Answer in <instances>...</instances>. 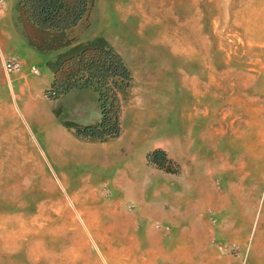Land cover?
Instances as JSON below:
<instances>
[{
	"label": "rangeland",
	"instance_id": "374dc122",
	"mask_svg": "<svg viewBox=\"0 0 264 264\" xmlns=\"http://www.w3.org/2000/svg\"><path fill=\"white\" fill-rule=\"evenodd\" d=\"M16 2L0 0V264H114L125 239L138 255L153 239H264V0H97L80 35L131 69L130 147L63 125L99 120L98 94L46 96L52 54L18 32ZM156 147L180 172L148 162Z\"/></svg>",
	"mask_w": 264,
	"mask_h": 264
},
{
	"label": "trees",
	"instance_id": "16d2710c",
	"mask_svg": "<svg viewBox=\"0 0 264 264\" xmlns=\"http://www.w3.org/2000/svg\"><path fill=\"white\" fill-rule=\"evenodd\" d=\"M97 0H17L16 25L27 42L39 51L51 52L46 64L52 79L45 90L57 99L75 89H93L98 94L101 117L81 124L64 119L63 125L77 137L107 142L123 132V101L132 84V73L123 54L103 35L83 38ZM58 115V114H57ZM148 162L169 172L180 164L162 147L148 153Z\"/></svg>",
	"mask_w": 264,
	"mask_h": 264
},
{
	"label": "crops",
	"instance_id": "0c3cea01",
	"mask_svg": "<svg viewBox=\"0 0 264 264\" xmlns=\"http://www.w3.org/2000/svg\"><path fill=\"white\" fill-rule=\"evenodd\" d=\"M1 28L0 26L2 31ZM18 32L21 31L18 29ZM126 105L123 101V132L118 140L121 144L130 147L129 143L132 140L140 138V121L138 108L132 115L134 106ZM144 191L147 194L152 189L147 186ZM221 200L223 202L221 207H223L224 199ZM216 207L220 208V205ZM124 241L127 243L121 248L126 247V254L120 255L118 252L115 253L116 249H113L114 253L111 257L114 264H264V239H172L169 240V245L164 243L163 239H153L157 245L156 249L141 255H138L136 250L140 240L125 239ZM218 244H222V247L238 245L240 252L236 254L232 249L221 248Z\"/></svg>",
	"mask_w": 264,
	"mask_h": 264
},
{
	"label": "built area",
	"instance_id": "2783aa9c",
	"mask_svg": "<svg viewBox=\"0 0 264 264\" xmlns=\"http://www.w3.org/2000/svg\"><path fill=\"white\" fill-rule=\"evenodd\" d=\"M4 66L9 74H20L23 67V62L17 58H5ZM33 71L36 73L38 70L34 68ZM233 248L238 253L240 252V247L238 245H235Z\"/></svg>",
	"mask_w": 264,
	"mask_h": 264
},
{
	"label": "bare ground",
	"instance_id": "6f19581e",
	"mask_svg": "<svg viewBox=\"0 0 264 264\" xmlns=\"http://www.w3.org/2000/svg\"><path fill=\"white\" fill-rule=\"evenodd\" d=\"M165 37V36H164ZM158 39V38H157ZM158 40H160V39H158ZM75 142H70V144L68 145L69 147L68 148H70L71 150H72V157L74 158V159H79V160H81V158H86V159H89L90 157L87 155V154H85V152L84 151H78V149L77 148H75ZM59 203V202H58ZM67 203V202H66ZM61 206H58L57 208L60 210V212H62L63 211V209H65L66 208V205L65 204H63V203H59ZM70 206V205H69ZM57 210V209H56ZM38 218V217H37ZM68 254H71V253H68ZM73 260H74V258H72ZM72 261V260H71Z\"/></svg>",
	"mask_w": 264,
	"mask_h": 264
}]
</instances>
